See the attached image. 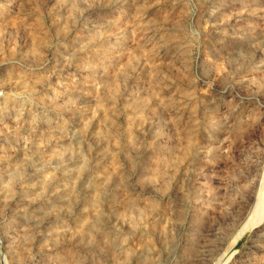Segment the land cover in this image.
Masks as SVG:
<instances>
[{
	"label": "rangeland",
	"instance_id": "1",
	"mask_svg": "<svg viewBox=\"0 0 264 264\" xmlns=\"http://www.w3.org/2000/svg\"><path fill=\"white\" fill-rule=\"evenodd\" d=\"M0 264H264V0H0Z\"/></svg>",
	"mask_w": 264,
	"mask_h": 264
},
{
	"label": "bare ground",
	"instance_id": "2",
	"mask_svg": "<svg viewBox=\"0 0 264 264\" xmlns=\"http://www.w3.org/2000/svg\"><path fill=\"white\" fill-rule=\"evenodd\" d=\"M261 208H262L261 202L258 200L257 205H256V209L254 210V213L257 212V210H261ZM254 213L252 212V214L248 218V221H251V220L255 221L256 220V216H254Z\"/></svg>",
	"mask_w": 264,
	"mask_h": 264
},
{
	"label": "built area",
	"instance_id": "3",
	"mask_svg": "<svg viewBox=\"0 0 264 264\" xmlns=\"http://www.w3.org/2000/svg\"><path fill=\"white\" fill-rule=\"evenodd\" d=\"M2 94V93H1Z\"/></svg>",
	"mask_w": 264,
	"mask_h": 264
}]
</instances>
